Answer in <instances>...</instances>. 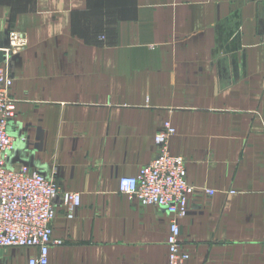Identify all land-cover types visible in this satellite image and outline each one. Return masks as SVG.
Masks as SVG:
<instances>
[{
    "label": "crops",
    "instance_id": "1",
    "mask_svg": "<svg viewBox=\"0 0 264 264\" xmlns=\"http://www.w3.org/2000/svg\"><path fill=\"white\" fill-rule=\"evenodd\" d=\"M0 21L28 40L11 164L81 194L71 219L55 201L48 264H168L170 215L119 190L166 121L196 187L185 264H264V0H0ZM38 257L0 248V264Z\"/></svg>",
    "mask_w": 264,
    "mask_h": 264
},
{
    "label": "built area",
    "instance_id": "2",
    "mask_svg": "<svg viewBox=\"0 0 264 264\" xmlns=\"http://www.w3.org/2000/svg\"><path fill=\"white\" fill-rule=\"evenodd\" d=\"M0 248H37L39 257L30 264H48L52 244L55 201L60 199L73 218L81 205V194L61 192L56 182L28 165L14 167L12 157L16 142L8 132V123L14 117L17 101L11 96L14 83L10 66L14 57L28 48L26 34L17 29L3 31L0 21ZM177 131L166 121L155 136L157 157L142 167L133 177L120 179L119 190L142 206H157L171 217L168 239V264H185L191 259L181 244L179 220L188 213L189 200L196 187L188 181L187 162L170 150L171 139ZM209 196L214 190L203 189Z\"/></svg>",
    "mask_w": 264,
    "mask_h": 264
},
{
    "label": "water",
    "instance_id": "3",
    "mask_svg": "<svg viewBox=\"0 0 264 264\" xmlns=\"http://www.w3.org/2000/svg\"><path fill=\"white\" fill-rule=\"evenodd\" d=\"M0 46L3 47V46H4V42H1V43H0ZM3 58H4V57H3V53L0 52V63L3 61Z\"/></svg>",
    "mask_w": 264,
    "mask_h": 264
}]
</instances>
